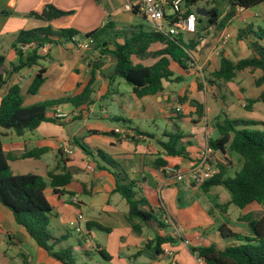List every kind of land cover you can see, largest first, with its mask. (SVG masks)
Masks as SVG:
<instances>
[{
	"label": "crops",
	"instance_id": "1",
	"mask_svg": "<svg viewBox=\"0 0 264 264\" xmlns=\"http://www.w3.org/2000/svg\"><path fill=\"white\" fill-rule=\"evenodd\" d=\"M125 1L0 0V42L7 45V48L1 46L5 61V63L3 61L5 78L16 75L22 78L29 77L31 81L34 73L40 66L46 68V64L61 65V59L54 57L55 54L60 53H56V49L68 53V56L71 58L74 55L72 54L73 51L85 49L83 53H80L77 64L69 67V77L60 84V86L63 85L58 90L59 94H57L58 92H54V94L58 95L56 97L72 96L80 93L89 79L93 77L92 92L90 93L88 104L75 107L70 103H64L56 108V111L58 109L63 111V107L69 105L71 108L69 111L81 109L84 112L82 116L80 115V117L70 120L61 119L63 123L50 122L57 124L55 126H44L40 123L34 130L27 131L29 134H23L27 137L23 141L14 139L12 134H8V132L3 130L2 132L7 140L5 143L2 142V145L4 150L11 156L9 165L11 161H21L23 163L21 168L26 173H35L46 177L47 171L55 167H59L60 170L66 169L72 173V181L60 189L61 191L59 192H54L52 187L47 185L51 192L49 197H52V200H49V202L53 207L54 212L52 217H55L57 225H54V228L56 230L59 228L58 225L69 227L70 221H75L80 226L81 231H78L77 235L79 236V240H81L80 242L84 243L82 249H89L85 254L89 253L90 250H97L98 248L108 253L109 260H114L124 248H127V250H130V248L135 249L136 255H142L146 249L149 253H153L154 256L150 264H196L195 255L191 252L192 248L209 244L222 248L234 243V240L223 237L218 231V226L225 223L223 218L228 213L229 206L222 209L218 206V203L211 204V208H207L200 200L196 201L195 198L190 199V192L192 195L201 193L199 187L192 185V182L188 186L179 175L170 174L164 168L172 166L183 172H188L197 162L200 152L208 143L207 135L214 131L212 121L208 125L205 106H203L200 115H198L196 113L198 111L197 106L190 103V100H195L199 104L204 105V97L201 94L202 90H199L197 86L200 80L196 79L197 74L202 69L209 71L217 69L221 57L236 61L250 55L249 41L253 40V35L248 34L242 38H238L237 33L247 25L251 26L255 31H258L260 26L264 27V25L256 24L258 19L264 17V2L251 8H246L240 13L236 11L235 15L219 31L215 25L208 23V16H198L196 31L190 34H182L185 41L189 39L199 41L197 53H193L192 60L186 65V68H181L175 62H171L170 64V69L173 71L174 76H180V82H183V86L175 91L171 89L172 81L165 80L163 81L164 90L161 94L154 96L147 95L141 98H138L131 89L132 95L129 102L125 101L123 116L119 114L110 115L106 111L107 107H104L105 100H110L114 104L112 109H116V104L119 102L117 96L120 94L119 86L121 82H118L116 77H109L113 71L114 60L108 58L110 55L99 54L97 52L98 49L90 46L92 43L87 48L78 47L76 43H82L87 40L81 36H74L70 41L57 42L58 38L53 35L52 39L55 40L53 43H45L39 48L38 53L43 57L38 60L37 64L12 70L13 64L18 62V56L12 47V43L20 30L50 25L53 34H56L61 28H74L81 35H84L98 27L104 26L110 20L114 22V26L113 29H108V33L114 29L126 28L131 30L132 26L143 25L137 21L138 15L141 14L124 9ZM48 3L72 12L50 22L28 15L31 11L42 10ZM226 9L227 6L221 11L220 18L225 14ZM201 17H204L207 21L205 26ZM147 29H151L150 25ZM223 30H229L232 37L229 43L221 50L220 54L217 55L215 47ZM77 39L80 41L78 42ZM117 41L121 42L122 39L117 38ZM35 47V44L22 46L23 57L30 55ZM109 47L111 46L109 45ZM158 47L160 45H152V48ZM5 56L7 57L6 60ZM133 60L135 62L138 61L136 58ZM154 61L155 59L153 58H147L141 62L145 65H150ZM45 70L44 80L47 78V68ZM106 72L107 74H105ZM240 72L241 74L238 72L232 81L226 83L227 86L233 85L232 88H229L228 92L230 98L237 99L238 101L233 100L229 102L230 99L226 98L225 95L218 97L216 93L213 94V98L216 100L224 98V100L222 98L223 103L217 106V109L220 110L219 114L224 113L230 119L255 120L259 123L251 127L259 128V126H263L264 129V105L256 101L253 103V107L247 111L242 107L244 103L241 101L243 98L250 97V94L256 98L264 88V85L257 88L252 84L253 77L258 76L259 71L252 72L247 69ZM13 83L19 84L17 80ZM4 94L0 95V97ZM60 94L63 95L60 96ZM183 95H186L188 99L184 103H178L177 97ZM224 103H227L226 110L224 109ZM97 105L100 106L101 112L104 113V118L120 121L124 117V114L125 117L129 118L131 116H145L149 120H157L158 117L162 119L166 127H160V124L155 123V121L153 125L157 130L161 129L159 133L145 131L141 128L132 129L126 127L125 132L138 129L143 133L136 142L125 138L123 133L119 134V132H115V134H112L111 132L115 128L108 123L100 121L86 123L78 127L72 126L64 130L65 128L63 127L75 120L89 118L90 114L95 112ZM118 106L119 108L121 107V105ZM173 107L176 112L172 111ZM241 109L246 112V115H244L245 113L243 115L239 113ZM179 122L188 124L191 128L195 126L200 127L204 123L205 132L201 133L202 135L198 134V136L191 129L189 132H184L177 124ZM176 126L182 132L181 144L184 146L186 154L182 156H167L164 150L160 149L159 142L160 140H167V134L169 131L174 130ZM84 127L87 133H90L85 138L83 144L87 146L92 154L85 152L77 139L84 130ZM37 131L40 134L34 133ZM203 138L204 140H202ZM64 147H69L72 152L66 154L62 151L61 153L60 150ZM34 148H45L46 151L38 158L20 157L23 152ZM96 150L106 153L113 161V164H108L100 158H96ZM227 152L213 151L211 155L213 163L224 167L225 175L229 170H234L236 166L235 161H232L228 157ZM46 154L48 155L46 158H49L47 162L42 159ZM158 157L165 159L167 165L160 168L154 167L153 162ZM238 159L241 162L240 158ZM117 173L126 180H133L137 195L144 196L154 210L168 217L167 220L164 219L165 227L159 228L157 222L153 220L142 224L140 232H135L132 229L125 219L128 203L121 194L113 191L116 182L115 174ZM215 187L219 186H213L209 191H212ZM224 198V202L229 199L226 196ZM257 209H262L261 205L254 204L245 210L239 209L235 220L237 223H242L239 228L240 234H248L249 230L245 227L248 226L247 224L237 220L238 216L243 211L251 212ZM89 221L98 222L109 228V231L106 232L97 228L89 229L86 225ZM5 222L11 227L12 222L16 223L11 211L0 204V232H5L10 244H15L20 248L23 242H28L31 247H34L40 258L44 259L45 264H62L44 249L40 248L21 225L23 229L13 226V230H10L5 229ZM225 224L229 227L231 226L227 223ZM50 225L51 219L49 227H51ZM174 228L178 232L176 243L164 246L169 247L173 251L172 257H168L164 253L155 254L153 249L146 247L147 241L152 239L157 233L169 234ZM56 236L60 238L65 236L64 239H67L69 232L60 233ZM85 238H88V242H84ZM185 239L190 241L189 247L183 244L182 240ZM125 254L123 255L126 256ZM19 255L22 264H33V258L30 254L20 252ZM12 259L13 256L9 255L6 251L0 252V264L8 263Z\"/></svg>",
	"mask_w": 264,
	"mask_h": 264
},
{
	"label": "trees",
	"instance_id": "2",
	"mask_svg": "<svg viewBox=\"0 0 264 264\" xmlns=\"http://www.w3.org/2000/svg\"><path fill=\"white\" fill-rule=\"evenodd\" d=\"M198 1L185 0L184 14L195 13L192 5ZM225 1L228 6L221 18L216 6H204L209 14H214L212 17H207L208 23L215 25L218 30H221L235 15L237 7L246 9L264 2V0ZM71 12L48 3L42 10L31 11L28 15L50 22ZM113 26L114 22L110 20L104 26L84 35L74 28H61L56 34H53L50 25L20 30L12 43L18 56V62L13 64L12 70L37 64L38 60L43 57L38 53L39 48L45 43H53L55 41L52 39L53 35L58 38L57 42L70 41L74 36H81L85 39H92L93 48L98 49L100 54L110 55L114 60L113 71L109 77L121 78L125 84L131 86L133 93L141 98L147 95L161 94L164 90L163 81L165 80L180 81V76H174L170 69L171 62H175L181 68H186V65L192 60L193 53L198 51L199 41L195 39L185 41L180 32L171 35L166 32L153 31L152 28L145 29L143 25H136L132 26L131 30L114 29L108 33V29H113ZM248 34L254 37L252 41H249L250 55L236 61L221 57L219 67L203 79H206L210 85L221 88L223 84L232 81L238 72L249 69L252 72L259 71L258 76L253 77V86L257 88L263 86L264 27L260 26L258 31H255L247 25L238 31L237 37L242 38ZM117 38H121L122 41H117ZM27 44H35L36 47L30 55L23 57L21 47ZM154 44L160 45V47L152 48ZM134 58L138 61L135 62ZM147 58H153L155 61L150 65H145L141 61ZM3 61L4 56L0 55V88L5 82V74L1 71ZM45 69L44 66L38 68L27 88L28 94H35L38 91L45 79ZM92 78L76 95L61 96L27 107L22 105L21 87L17 83H13L8 91L0 97V204L11 211L15 222L25 229L40 248L62 264H75V258L69 247L55 249L65 236L60 238L49 230L53 207L45 195L44 189L49 185L54 192L61 191L60 189L72 181V173L66 169L60 170L59 167H55L47 171L46 177L35 173L13 174L8 163L11 156L4 150L1 136L3 130H12L16 135L21 136L27 131L34 130L44 121L63 123L55 116L56 108L64 103H70L75 107L88 104L92 92ZM198 87H201L200 83H198ZM187 99L186 95L178 96L177 102L184 103ZM256 101L264 105V88L256 98L249 100L250 103ZM190 103L197 106L196 113L200 115L203 105L195 100H190ZM172 111L176 112L174 107ZM258 123L255 120L230 119L224 113L217 114L212 120V126L217 135L208 138V145L213 151L235 153L242 162L241 167L232 176L225 175L222 165H216L217 172L199 186L201 193H207L213 186L226 189L230 197L222 205L223 208L235 205L240 210H245L254 204L264 206V129L251 127ZM111 133L115 134V131L113 130ZM142 134L140 130L136 129L126 131L124 136L136 142L138 135ZM182 137V132L176 126L167 134V140H160L159 143L167 156L186 154L185 148L181 144ZM79 143L85 152L92 154L87 146ZM45 151V148H34L23 152L20 157L38 158ZM60 151L62 153V149ZM95 153L101 160L113 164L110 157L103 151L96 150ZM153 165L156 168L164 167L167 165V161L158 157ZM115 176L116 182L113 191L121 194L127 201L128 211L125 219L132 229L135 232H140L142 224L153 220L157 222L159 228L165 227V216L154 210L144 196L137 195V191L134 189L135 182L120 177L118 173ZM237 220L252 225L249 227V233L240 234L234 232L225 223L220 224L218 226L219 233L226 238H235L234 243L222 248L214 244L197 247L196 254L203 258L205 264H264V216H254L250 211H243ZM86 225L89 229L97 228L109 231V228L95 221H89ZM80 241L79 244H82ZM176 241V238L169 234L157 233L147 241L146 247L153 249L155 254H160L165 245H173ZM80 247L83 248V245ZM88 251L89 249L84 248L85 253ZM97 252L102 258L109 260V255L104 250L97 248Z\"/></svg>",
	"mask_w": 264,
	"mask_h": 264
},
{
	"label": "rangeland",
	"instance_id": "3",
	"mask_svg": "<svg viewBox=\"0 0 264 264\" xmlns=\"http://www.w3.org/2000/svg\"><path fill=\"white\" fill-rule=\"evenodd\" d=\"M206 5L208 6H216L219 10V13H221V11L223 9H225L226 6H228L227 1L225 0H199L198 2H196L194 5H192V9L195 10V8L197 7H206ZM140 23H142L145 27V29H147V27L150 25L148 23V21L142 17V15H138V20ZM203 21V25L205 26L207 24L206 19L203 17L202 18ZM256 24L259 25H264V17L261 19H258L256 21ZM217 28V27H216ZM218 30V28H217ZM219 31V30H218ZM77 41L79 42L80 40L77 39ZM91 44V43H90ZM93 44V43H92ZM92 44L90 46H92ZM1 46H3L4 48H7V45L5 43H1L0 42V55H4L3 54V50L1 49ZM56 53L60 52L59 54H55L54 57L56 59H61V65L55 64V65H50V64H46V68H47V72H46V80H44V82L41 84V86L39 87L38 91L35 94H28L27 93V88L30 84V78L29 77H17L16 75L13 77H9V78H5V82L3 83V85L0 88V95H2L3 93H6L9 89V87L12 85V83L17 80L20 87H21V96L23 99V103L22 105L24 107L27 106H31L35 103H40V102H45V101H49L55 98H59L56 97L58 96L57 94H59L58 90L60 87H62V85L60 86V84L62 83L63 80H66L69 77V67H71L74 64H77V60L78 57L80 56V53H83V50L85 49H79V50H75L72 52L73 57H69L68 53H65L64 51H59L60 49H56ZM97 52L100 54V51L97 50ZM107 56V55H106ZM62 57V58H60ZM108 57V56H107ZM6 56H5V60H6ZM110 60H112L111 57H108ZM107 59V60H109ZM5 63V61H4ZM5 67H7V65L4 64ZM48 66V67H47ZM108 70V67H107ZM4 74H5V70L4 67L2 66V70H1ZM212 71H209L207 69H202L200 73L197 74V78L196 79H200L198 83L201 84V87L198 89L202 90L201 94L203 95V100H204V105L205 109H206V119L208 121V125L211 124V121L215 118V116L217 114H219L220 110L217 109V106L222 104L223 100L222 98H218L217 100L213 98V94L216 93V95L218 97L225 95L226 98L230 99L229 102L231 101H238L237 99H232L230 98L228 92H229V88H232V84L230 86H227V84H223L221 88H217L215 86L210 85L206 79H203V77H207L209 75V73ZM36 73V72H35ZM34 73V74H35ZM241 74V72H239ZM107 74V72L105 73ZM109 74V72H108ZM61 80V82H60ZM116 80L120 83L119 86V92L120 94H118L117 96V100L119 101L118 104H116V109H112L114 104L109 100H105L104 101V107L106 108V111L108 114L113 115V114H119L122 115L123 110L125 111V101L127 100L129 102L130 100V96L132 95L131 93V87L129 85H126L122 82V79L119 77H116ZM183 86V82H172L171 83V89L173 90H179L181 87ZM198 86V84H197ZM214 87V88H212ZM54 92H58L57 94H54ZM63 94H60V96ZM255 96H252L250 94V97H246L241 99V101L244 103V106H242L245 110L249 111L252 107H253V103H250L249 100L254 99ZM228 102V103H229ZM194 104V103H192ZM262 104V103H261ZM118 105H121V107L119 108ZM224 109L226 110L227 108V103H224ZM248 106V108H247ZM63 111L59 110L57 112H61V113H65L67 115V117L64 120H70L73 118H77L80 117V115L82 116L84 114V112L81 109H74L73 111H69L71 108L68 106L63 107ZM203 109V108H202ZM69 111V112H68ZM120 112V113H119ZM239 113L241 115H246V112L244 110H239ZM103 114L100 110V106L97 105L95 107V112L93 114H90L89 118H84V119H78L75 120L69 124H67L64 130L72 127V126H83L86 123H90V122H95V121H100L103 123H108L109 125H112L114 128L119 129L121 131L125 130L126 127L129 128H141L144 129L145 131H151V132H155V133H159V130H157V128L153 125V122L155 121V123L160 124V127H166V125H164V122L162 121V119L157 117V120L153 119V120H149L147 117H135V116H131L129 117H124L120 120V121H114L110 118H104ZM123 116V115H122ZM246 117V116H245ZM157 121V122H156ZM42 125L47 126H55L57 124L55 123H48V122H41ZM184 132H189V130L191 129V131L193 130L195 133L201 134L205 132V128H204V123L201 124V126H195L194 128L190 127V125L188 124H184L182 122L177 123ZM62 127V126H60ZM260 129H263V126H259ZM6 132H8V134H12L14 139H17L19 141H23L25 138L24 135L23 136H18L16 135L12 130H5ZM60 132V131H58ZM26 134H29V132H25ZM36 134H40L37 132H34ZM90 132L87 133L85 127L84 130L80 133V135L77 137L78 141L83 143L85 142V138H87V136H89ZM119 134H122L121 132H119ZM202 135V134H201ZM36 136V135H35ZM200 136V135H199ZM125 137V136H124ZM202 137V136H201ZM210 137H216V132L215 130L212 131L211 133H209L207 135V138ZM139 138V137H138ZM164 139V138H162ZM1 140L3 143L6 142L7 138L5 137V135L3 134L1 136ZM204 140V138L202 139ZM200 143V142H199ZM160 149H162L161 145H159ZM228 153V157L232 160L235 161V168L234 170H229V172H227L226 175L228 176H232L234 174L235 170H238L241 167L242 162L239 161V156L235 153H232L230 151L227 152ZM48 155L46 154L44 157H42L43 160H45L46 162L49 161V158H46ZM96 158H98L96 156ZM240 162V163H239ZM9 163V162H8ZM11 172L13 174H24L26 172H24L25 170L21 168V166H23V163L21 161H11V164L9 165ZM44 193L47 196L48 200H52V197H49L51 192L50 189L47 187L44 189ZM189 198H195L196 201H199L201 203H204L207 208L214 205V204H218V206H220L222 209L223 208V204L225 203V196L226 197H230V194L228 193V191L226 189H224L223 187H215L212 191H209L207 193H200V194H196V195H192V193L190 192L189 194ZM198 200H197V199ZM212 204V205H211ZM211 208V207H210ZM262 209H257V210H252L251 213L254 214V216H259V215H264V210H263V205H261ZM54 212V211H53ZM239 212V208L236 207L235 205H230L228 207V213L226 214V216H224V222L227 223L228 225H231L230 227H232V229L236 232H241L239 230V228L241 227L242 223H237V221L235 220L237 214ZM247 212V211H245ZM217 217V216H216ZM219 218V217H218ZM217 218V219H218ZM6 227L5 229H10L13 230V226H15L16 228H21L23 229L19 224L12 222V227L8 224L7 222H5ZM246 224V223H245ZM54 225H57L55 222V217L51 218V227H49V230L51 232H53L55 235H58L60 233H66L69 232V237H67V239H62L60 241V244L56 246L55 249H59V248H71L72 251V255L75 258V264H150L151 259L154 257L153 253H149L148 250H144L142 255H136L135 254V249H131L127 250V248H124L121 252L118 253L117 257L114 260H105L104 258H102V256L97 252L96 249L90 250L89 253L85 254L84 249H82L80 247V245L84 246V243L79 244V236L77 235V230L75 229L74 226H69V227H64L63 225H58V230H56V228H54ZM239 225V226H238ZM248 230L250 225L245 226ZM103 236V235H102ZM231 240H235V238H230ZM8 239V236L5 234V232H0V252L2 251H6L9 255L13 256V259L10 260L8 263L5 264H22V261L20 259V255L19 253H26V254H30V256L33 258V264H45L44 259L40 258V256L38 255V253L36 252V250L34 249V247H31V245L28 242H23V244L20 246L17 245H13L10 244ZM84 242H88V240L86 241V238L84 239ZM126 253V254H125ZM123 254H125L126 256H124ZM24 261V258H23ZM165 261H167V259H165Z\"/></svg>",
	"mask_w": 264,
	"mask_h": 264
},
{
	"label": "built area",
	"instance_id": "4",
	"mask_svg": "<svg viewBox=\"0 0 264 264\" xmlns=\"http://www.w3.org/2000/svg\"><path fill=\"white\" fill-rule=\"evenodd\" d=\"M124 9L132 12L141 14L150 24L153 31L166 32L171 35L177 33L190 34L196 31L197 15L196 13L184 14L185 0H126L124 3ZM245 8L237 7V13L244 11ZM232 34L229 30H223L218 44L215 47V53L220 54L221 50L229 43ZM92 39H87L85 42L76 43L78 47L87 48ZM55 116L59 119H65L67 115L65 113L56 112ZM115 132H121L125 135V130L114 129ZM141 137V135H138ZM62 151L66 154H70L72 150L69 147H64ZM213 149L208 145L202 149L199 154V158L194 166L188 171L183 172L175 167H165V171L170 174L179 175L185 183L189 186L190 182L195 187H199L206 179L210 178L217 172V166L212 162L211 155ZM165 216V215H164ZM80 217V216H79ZM165 220L168 217H164ZM70 225L74 226L77 231H81L80 226L75 221H70ZM171 237L176 238L178 235L177 229L174 228L171 233ZM88 238H86V241ZM186 247H189L190 241L185 239L182 240ZM199 245L198 247H200ZM193 254L195 255L196 264H205L203 258L196 254V248ZM168 257L173 256V251L169 247H164L163 252Z\"/></svg>",
	"mask_w": 264,
	"mask_h": 264
},
{
	"label": "water",
	"instance_id": "5",
	"mask_svg": "<svg viewBox=\"0 0 264 264\" xmlns=\"http://www.w3.org/2000/svg\"><path fill=\"white\" fill-rule=\"evenodd\" d=\"M195 13L197 15H199V16H204V17H207V16L212 17V16H214L213 13L209 14V11L205 7H197V8H195ZM192 185H194V184H192ZM250 226H252V225L250 224ZM191 252H195V248H192Z\"/></svg>",
	"mask_w": 264,
	"mask_h": 264
}]
</instances>
